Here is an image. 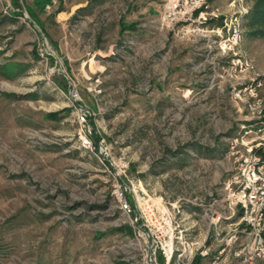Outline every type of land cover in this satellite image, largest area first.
Masks as SVG:
<instances>
[{
	"label": "rangeland",
	"instance_id": "374dc122",
	"mask_svg": "<svg viewBox=\"0 0 264 264\" xmlns=\"http://www.w3.org/2000/svg\"><path fill=\"white\" fill-rule=\"evenodd\" d=\"M170 1L0 0V264H264L214 224L264 13Z\"/></svg>",
	"mask_w": 264,
	"mask_h": 264
},
{
	"label": "built area",
	"instance_id": "2783aa9c",
	"mask_svg": "<svg viewBox=\"0 0 264 264\" xmlns=\"http://www.w3.org/2000/svg\"><path fill=\"white\" fill-rule=\"evenodd\" d=\"M196 1V0H195ZM171 11L177 10L179 0H171ZM193 3V1L189 2ZM180 12V10H178ZM186 12V11H185ZM169 15V14H168ZM253 93V90L251 91ZM77 94L74 93L73 97ZM257 100V99H256ZM249 103L251 116L248 117L244 127L246 138L240 140L245 151L234 150L237 144H232L229 153L235 155L234 168L229 177L225 190L228 193L227 212L218 214L214 224L221 218L230 219L235 213V207L241 210L237 223H228L226 226H219L215 235H221L224 231L228 237L227 242H236L240 232L244 233L243 241H240L241 252L248 255L264 257V94L258 100ZM234 142L239 141L235 137ZM244 224L245 228L238 229L237 226ZM231 226H235L229 231ZM248 226L249 230H246ZM237 234V235H236ZM237 236V237H236Z\"/></svg>",
	"mask_w": 264,
	"mask_h": 264
},
{
	"label": "trees",
	"instance_id": "16d2710c",
	"mask_svg": "<svg viewBox=\"0 0 264 264\" xmlns=\"http://www.w3.org/2000/svg\"><path fill=\"white\" fill-rule=\"evenodd\" d=\"M262 1H264V0H258L257 3H256V7H257L262 13H264V8H263L264 5L261 6ZM258 9H257V10H258ZM257 12H258V11H257ZM195 262L198 263V259H196Z\"/></svg>",
	"mask_w": 264,
	"mask_h": 264
}]
</instances>
